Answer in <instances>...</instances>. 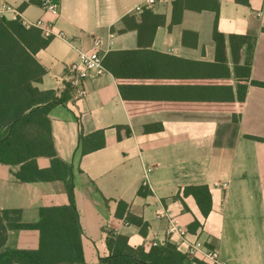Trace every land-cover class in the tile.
Masks as SVG:
<instances>
[{
    "label": "crops",
    "instance_id": "crops-1",
    "mask_svg": "<svg viewBox=\"0 0 264 264\" xmlns=\"http://www.w3.org/2000/svg\"><path fill=\"white\" fill-rule=\"evenodd\" d=\"M38 1L41 4L0 0V18H20L23 25L41 21L49 29V43L35 54L45 69L41 82L34 84L40 91L64 92L71 79L68 66L78 61V50L90 51L94 37L101 39L103 58L109 51L136 50L138 32L118 29L125 16L138 22L147 11L162 18L149 46L158 54L156 61L162 56L215 60V14L211 10L184 9L174 17V0L140 12H135V7L144 0H49L57 6V13L51 14L42 8L44 0ZM217 2V30L226 38L232 75L227 36L255 38L238 122H233L230 112L155 105L162 103L163 97L146 101L156 110L130 115L112 74L105 69L101 75L85 79L82 99L71 93L64 104L50 110L56 153L73 168V195L85 262L94 264L105 255L106 233L114 232L126 235L131 246L148 249L154 243L170 242L184 254L189 242L197 239L203 250L192 259L205 264L208 261L202 254L211 250L217 251L219 264H264V140H259L264 139V87L251 83H264V0H249V6L235 0ZM59 32L63 38L55 36ZM244 57L245 48L240 63ZM174 72L175 66L167 69L168 76ZM184 74V95L169 89V100H192V84H187L192 71L185 69ZM155 124H161L162 129L144 132V126ZM117 127H122V135L129 129V136L118 140ZM98 130H103L104 146L79 155V136ZM36 162L40 168L50 164L46 157ZM17 170V166L0 165V210H20L22 222L34 223L41 207L68 204L63 182H20L14 176ZM199 185L207 186L211 197L206 217L194 198L183 194L185 187ZM119 201L126 204L127 212L147 223L145 236L124 218L115 217ZM169 220L183 229V238L167 233ZM194 221L198 226L191 231ZM38 242L37 230L10 231L7 246L32 250Z\"/></svg>",
    "mask_w": 264,
    "mask_h": 264
},
{
    "label": "trees",
    "instance_id": "trees-1",
    "mask_svg": "<svg viewBox=\"0 0 264 264\" xmlns=\"http://www.w3.org/2000/svg\"><path fill=\"white\" fill-rule=\"evenodd\" d=\"M31 1L41 4L38 0ZM235 2L249 6V0ZM184 9H207L214 12L213 62L166 56L156 61L158 54L151 51L149 46L162 18L147 11L138 22L133 16H125L121 20L122 27L118 29V32L136 30L138 48L107 52L103 58V67L112 74L130 115L156 110L146 101L163 97L162 103L155 105L164 108L170 105L178 110L230 112L233 122H238L249 83L255 38L236 34L227 36L233 64L232 75L227 65L226 38L217 30V0H174V17L180 16ZM49 40L41 30L25 27L19 19L0 18V165L17 166L14 176L20 182H63L69 202L66 205L41 207L39 218L34 223L22 222L20 210H0V264H90L85 262L83 256L81 227L73 195V168L56 153L49 118L50 110L64 104L73 89L68 83L64 92L58 94L53 90L40 91L34 85L41 82L45 74L35 54L45 48ZM243 48L245 57L240 63ZM172 66H175L174 75L168 76L167 69L171 70ZM185 69L192 71V80L188 77L187 81L188 87L192 84V100H169V89L178 95L182 91L184 95ZM251 83L264 87V83ZM121 129L117 127L118 140L130 134L129 129H126L122 135ZM161 129V124L143 128L146 133ZM104 144L103 130H98L85 136L80 135L77 149L79 155H84L102 148ZM39 157L49 159L47 168L38 167L36 159ZM183 194L194 198L203 217L209 214L211 197L207 186L185 187ZM115 217L124 218L127 223L138 227L140 235H146L147 223L127 212L124 202L117 203ZM197 226L198 223L194 221L189 230ZM32 229L39 233L36 249L21 250L7 246L10 231ZM104 245L105 255L100 256L94 264H205L189 258L170 242L146 249L142 245L131 246L124 234L108 232Z\"/></svg>",
    "mask_w": 264,
    "mask_h": 264
},
{
    "label": "built area",
    "instance_id": "built-area-1",
    "mask_svg": "<svg viewBox=\"0 0 264 264\" xmlns=\"http://www.w3.org/2000/svg\"><path fill=\"white\" fill-rule=\"evenodd\" d=\"M164 1L166 0H144L141 4L135 7V12H140L142 9L153 8L157 4ZM42 8L51 14L57 13V6L49 0H44L42 2ZM17 19L20 20V18ZM24 26L35 27L41 30L45 37L51 36L49 29L47 27H44L41 21H36L35 23H28L26 25L24 23ZM55 36L60 38L64 37L63 33L61 32L55 34ZM101 45V39L94 37L90 51L78 50V61L68 66V71L71 74L69 84L73 89L74 98L77 100L82 99L85 95V91L82 86L85 79H87L90 75L99 76L104 72L103 55H101L100 52ZM167 233L178 234L181 238H183L185 234L183 229L175 221L172 220H169ZM153 245H156V243H154ZM202 248V243L196 239L192 242H189L185 254L192 259L197 254V252L203 250ZM217 257V251L215 250L204 251L202 254V258L207 260L210 264H219L217 261Z\"/></svg>",
    "mask_w": 264,
    "mask_h": 264
}]
</instances>
